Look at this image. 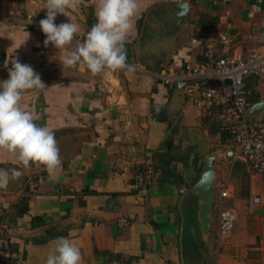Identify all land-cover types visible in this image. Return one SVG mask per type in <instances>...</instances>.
<instances>
[{
  "label": "crops",
  "instance_id": "1",
  "mask_svg": "<svg viewBox=\"0 0 264 264\" xmlns=\"http://www.w3.org/2000/svg\"><path fill=\"white\" fill-rule=\"evenodd\" d=\"M183 1L189 11L180 21L173 5ZM45 3L0 0V68L15 59L42 63L34 70L48 88L25 92L22 106L55 131L63 161L56 179L32 165L0 189V228L9 229L22 264H46L61 236L81 249L82 264H264V174L233 158L219 105L198 106L185 86L161 78L168 69L203 61V37L218 31L232 35L233 55L264 52V0H140L126 48L128 62L142 67L96 76L62 67L59 56L67 51L45 47L39 27ZM67 14L81 26L79 40L96 23L95 0ZM69 17L58 14L55 23ZM0 76L7 79L8 70ZM245 91L249 106L264 101V74L247 75ZM248 120H264V113ZM210 155L217 157L220 185L211 230L192 228L195 240L185 239V203L194 198L199 209V200L193 195L181 202L182 195ZM147 165L153 179L141 190L135 172ZM12 167L20 166L0 157V168ZM225 209L235 213L228 235L220 232Z\"/></svg>",
  "mask_w": 264,
  "mask_h": 264
},
{
  "label": "clouds",
  "instance_id": "2",
  "mask_svg": "<svg viewBox=\"0 0 264 264\" xmlns=\"http://www.w3.org/2000/svg\"><path fill=\"white\" fill-rule=\"evenodd\" d=\"M85 3L86 0H46L42 8L47 10L46 17L39 21L40 30L46 37L45 47L51 44L59 52L67 51L66 55L59 56L62 67L80 66L92 76L106 70L136 72L142 66L128 62L126 43L136 33L140 0H95L96 23L81 42L76 39L81 26L67 13ZM58 14L69 17L70 22L57 25ZM73 44L75 48L71 49ZM11 63L8 78L0 80V157H9L13 165L20 167L0 168V189H6L11 181L20 179L22 168L42 166L50 179H56L63 167L55 131L38 124V117L22 106L25 92H42L48 86L30 65L20 63L18 59ZM161 107L156 105V110ZM53 243L54 252L47 256L46 264H82L81 249L69 238L57 237Z\"/></svg>",
  "mask_w": 264,
  "mask_h": 264
},
{
  "label": "built area",
  "instance_id": "3",
  "mask_svg": "<svg viewBox=\"0 0 264 264\" xmlns=\"http://www.w3.org/2000/svg\"><path fill=\"white\" fill-rule=\"evenodd\" d=\"M224 18L227 19V16ZM85 38L81 37L79 41ZM203 40L206 43L203 61L188 62L181 69H168L161 73V78L167 85L185 82L188 99L198 106L219 105L221 127L231 135L233 158L244 162L253 171L264 174V120H248L246 110L249 102L245 91L247 75L264 74V52L254 50L247 57L233 55V37L228 31H218L215 36L203 37ZM217 43L222 47L218 48ZM153 174L152 165L137 169L135 185L146 190L152 183ZM220 195L226 196L227 191L222 189ZM122 221L127 222L126 219ZM234 221V211L223 210L219 220L220 232L230 234ZM11 243L9 229L0 228V264H22L20 251L13 249Z\"/></svg>",
  "mask_w": 264,
  "mask_h": 264
},
{
  "label": "water",
  "instance_id": "4",
  "mask_svg": "<svg viewBox=\"0 0 264 264\" xmlns=\"http://www.w3.org/2000/svg\"><path fill=\"white\" fill-rule=\"evenodd\" d=\"M177 10L176 19L185 21L189 11L188 1L179 2L173 5ZM28 64L33 69L42 65V63L22 62ZM12 67L7 65L0 70H8ZM179 86H185V82L175 83ZM258 113H264V101L256 102L250 105L247 110V118H251ZM232 152V149H231ZM232 157V156H229ZM217 157L210 155L205 159V167L200 175L199 180L190 188H188L182 195L181 202L189 199L191 196L196 195L199 200L198 220L200 222L201 233L208 235L212 226V211L219 194V176L218 165L216 163Z\"/></svg>",
  "mask_w": 264,
  "mask_h": 264
},
{
  "label": "trees",
  "instance_id": "5",
  "mask_svg": "<svg viewBox=\"0 0 264 264\" xmlns=\"http://www.w3.org/2000/svg\"><path fill=\"white\" fill-rule=\"evenodd\" d=\"M198 203L194 198L189 199L185 203V216H186V222H185V229H184V237L185 239L190 238L191 240H195L192 236L193 229L196 230V232H200L199 222H198ZM198 230V231H197Z\"/></svg>",
  "mask_w": 264,
  "mask_h": 264
},
{
  "label": "rangeland",
  "instance_id": "6",
  "mask_svg": "<svg viewBox=\"0 0 264 264\" xmlns=\"http://www.w3.org/2000/svg\"><path fill=\"white\" fill-rule=\"evenodd\" d=\"M1 77V76H0Z\"/></svg>",
  "mask_w": 264,
  "mask_h": 264
}]
</instances>
